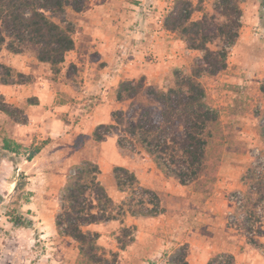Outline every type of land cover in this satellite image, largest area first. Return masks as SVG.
Returning <instances> with one entry per match:
<instances>
[{
	"label": "rangeland",
	"instance_id": "obj_1",
	"mask_svg": "<svg viewBox=\"0 0 264 264\" xmlns=\"http://www.w3.org/2000/svg\"><path fill=\"white\" fill-rule=\"evenodd\" d=\"M175 1L85 0L78 12L67 7L63 13L49 14L54 22L73 27L74 50L66 54L58 74L36 60V49L29 44H21L19 53L2 48L0 64L12 69L15 84L0 85V102L7 108V114L0 112V180H16L20 186L13 198L6 189L4 196L0 194V264H84L77 244L53 229L67 181L88 165L98 167L97 180L112 201L106 215L115 219L84 230L100 235L98 245L117 254L116 264H173L184 245L187 264H208L216 256L220 258L213 264H227L224 255H231L233 264H264V236L255 237L254 246L244 231V227L252 232L264 230V203L257 202L258 194H250L244 208L238 202L251 186L252 192L258 187V192L264 191V0L242 1V15L244 5L247 12L256 11L244 23L241 16L239 37L249 38V43L241 49L236 43L228 48L225 70L200 77L206 104L218 112L220 123L229 126L233 135L232 145L221 153L209 193H198L192 184L182 186L175 177L165 175L137 143L119 147L115 131L101 141L93 138L98 125L113 124V112L130 113L134 106L153 105L146 95L149 89L165 91L176 72L189 75L196 67L201 53L190 50L163 26ZM187 1L194 9L193 21L217 17L215 0ZM87 34L91 39L85 42ZM220 46L216 41L208 48ZM84 76L90 79L88 88H84ZM122 82L142 88L131 101L119 103L116 91ZM38 100H58L60 105L65 100H106V122L96 124L84 116L94 107L88 101L79 111L82 120L68 117V111L55 120H34L28 111ZM57 121L63 123L59 130ZM14 136L25 138L24 142L15 141ZM42 149L45 152L40 153ZM56 154L64 158L58 165ZM41 158L46 160L42 166ZM115 167L133 173L139 186L155 196L118 188ZM38 170L44 177L28 181ZM35 194L40 196L36 201L31 199ZM150 198L153 203L148 204ZM47 211H55V216ZM22 228L29 230L23 253L21 247L12 248L13 239L22 238L18 235ZM123 228L129 229L124 232ZM8 251L15 254L7 256Z\"/></svg>",
	"mask_w": 264,
	"mask_h": 264
},
{
	"label": "trees",
	"instance_id": "obj_2",
	"mask_svg": "<svg viewBox=\"0 0 264 264\" xmlns=\"http://www.w3.org/2000/svg\"><path fill=\"white\" fill-rule=\"evenodd\" d=\"M84 1L0 0V52L5 46L10 52L19 53L21 44H29L36 49V60L49 65L54 74H58L66 54L74 50L73 27L70 23L54 22L49 14L63 13L67 7L78 12ZM242 1L215 0L213 11L217 17L203 16L193 21L192 4L187 0H176L163 26L183 40L190 50L201 53L196 67L189 75L176 72L173 84L165 91L149 89L146 95L152 99L153 105L133 107L130 104L133 107L130 113L113 112V124L98 125L93 131L94 140L101 141L115 131L119 147L137 143L165 175L175 177L182 186L192 184L198 193H209L219 169L221 153L230 148L233 135L229 126L220 123L218 112L206 104L200 77L214 76L226 69L227 50L236 43L241 28ZM216 41L221 46L217 50L209 49L208 45ZM13 84L12 69L0 64V85ZM141 88L131 82H122L116 91V101H131ZM261 91L264 93V87ZM0 112L7 114L2 102ZM170 133L172 136L168 137ZM98 174L97 166L88 165L69 178L61 196V213L56 216L54 226L58 235L77 244L78 258L84 264H116L117 254L98 245L100 235L84 230L97 222L115 219L106 215V207L111 208L112 201L98 182ZM113 176L118 188L155 196L152 191L140 187L136 176L123 167H115ZM19 186L17 183L10 198L17 193ZM251 187L248 195H244L246 201L238 199L242 208L245 206L243 202L251 198L250 194H258L257 202L264 203V191L258 192L261 191L258 187L252 192ZM152 200L148 199L147 203H153ZM141 203L146 202L142 200ZM249 213L254 214L253 211ZM244 231L247 242L254 246L255 237L264 236L263 229L252 232L251 228L244 227ZM178 254L173 264H187L185 245L179 248ZM222 257L227 264H233L231 255ZM218 258L220 256L208 264Z\"/></svg>",
	"mask_w": 264,
	"mask_h": 264
},
{
	"label": "crops",
	"instance_id": "obj_3",
	"mask_svg": "<svg viewBox=\"0 0 264 264\" xmlns=\"http://www.w3.org/2000/svg\"><path fill=\"white\" fill-rule=\"evenodd\" d=\"M104 7L106 8V6H104ZM243 9H244V11H243V15H242V20H243L242 22L244 23L245 20L248 19V16L249 15L251 16V15L255 14L256 11L250 12V10H249L247 12L245 5H244ZM89 22H90V20H89ZM89 39H91L89 34L84 36L85 42L89 41ZM248 40H249V38H247V37L246 38H242L241 36L240 37L238 36V39L236 41V45L235 46H238L241 49L242 45H247L249 43ZM246 54L248 56H250L251 52H249V53L246 52ZM87 70H88V68L85 67L84 75H87L86 74ZM89 80H90L89 78L87 79V77L84 76V83L86 85L84 88H88V86H90L91 82ZM57 101L58 100H38V103L36 105L31 106L30 110L28 111V115H31L30 118H33L34 120H39V119L43 120L44 118H46V119L48 118L49 119V117H50V119L55 120L56 118H58V116H63V113L68 111V117H72V118L76 117L77 118V116H80V119L82 120L83 119V118H81L82 114H79V111H81L80 110L81 109V105L85 106L86 103H88V102H90V103L94 102V104H93L94 107L92 108V112L90 114H86L84 116L86 118L90 117V120L95 121L96 124L105 123L106 122L105 112H107L106 111L107 108H105V107H107V105L105 103L103 104V102L106 101V100H100V103L98 102V100H65V101H67L65 105H60V103L58 104ZM51 105H53L52 108H53L54 112H50V110H51L50 106ZM47 107H48V109H46ZM75 107H78V109H75ZM74 109L76 111L72 112ZM57 122L58 123L56 124L57 125L56 128H57V130H59L63 126V123H61L60 121H57ZM54 124H55V122H54ZM86 126H87V124H86ZM24 139L25 138L14 136V140L18 141L20 143H23ZM43 152H45V149H42L40 153H43ZM63 159L64 158L60 154H56L55 155V160H54L55 163H56L55 165H58ZM45 162H46L45 158H41L40 166H42V164L45 163ZM30 173H34V172H30ZM40 176L44 177V172H41V171L38 170V172H36L35 175H32V176H30L27 179H28V181H39L40 180ZM15 181L16 180L8 182L7 178L1 179L0 180V191H1L0 194L3 193L4 189H6L8 191L6 195L10 196L12 191H13V189L15 188V186L17 184V182H15ZM63 182L61 183V185H63ZM47 184H48V181L46 182V185ZM5 186H8V187H5ZM32 190L33 189L30 188V191H32ZM1 195L4 196L5 194L4 195L1 194ZM37 195L38 194L32 195L31 199L34 200V201L38 200V197H40V196H37ZM28 208L31 209V211L36 213V214H39V212H40V211H37L36 209H34L33 205L28 206ZM47 212H48V214H50V217H54L55 213H56L55 211H47ZM33 226H34V224H33ZM28 231L29 230H24L23 228L18 231V235H20L22 238L21 239H13L14 242H12V243H13L14 247H12V248L17 247L16 249H18V247H21L22 248V253H23V247H24V245H26V242H25L24 238L26 239L28 237V235H27ZM53 231L56 233V229H53ZM98 241H99V239H98ZM13 254H15V252L8 251V254H6V255L10 256V255H13ZM18 256H19V254H17V259H18Z\"/></svg>",
	"mask_w": 264,
	"mask_h": 264
}]
</instances>
